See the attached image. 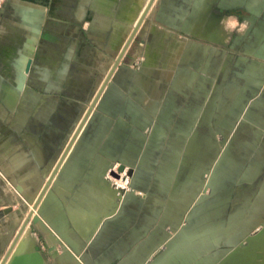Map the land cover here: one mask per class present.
<instances>
[{"label":"crops","instance_id":"crops-1","mask_svg":"<svg viewBox=\"0 0 264 264\" xmlns=\"http://www.w3.org/2000/svg\"><path fill=\"white\" fill-rule=\"evenodd\" d=\"M139 1L5 0L0 264L29 202L82 264H221L264 228V185L237 192L264 184L258 1Z\"/></svg>","mask_w":264,"mask_h":264},{"label":"rangeland","instance_id":"rangeland-1","mask_svg":"<svg viewBox=\"0 0 264 264\" xmlns=\"http://www.w3.org/2000/svg\"><path fill=\"white\" fill-rule=\"evenodd\" d=\"M144 0H141L140 7H144ZM257 5H252L253 8H255L252 12L251 15L250 13H247L248 11H244L243 15H237V13H233L236 15V17L240 20V22H249L251 17L255 21V24L253 25L252 29L249 31L251 34V37H255L256 33L258 32H263L264 29H260L257 21L264 22V0H257ZM154 3V0H151L150 6ZM260 3H262L263 7H260ZM4 4V3H3ZM2 4V7H3ZM238 10H244L243 8H237L236 11ZM235 12V11H234ZM147 13L144 16V19L146 18ZM223 15V13H221ZM249 15L251 16L250 18ZM221 19H223L221 17ZM246 19V20H245ZM248 33V34H249ZM249 37V35H248ZM261 52H264V47L260 48ZM258 51V52H259ZM264 85V79L263 83ZM239 124L235 125V128ZM1 142V141H0ZM51 177H49V180ZM264 179V173L260 174L259 180ZM105 180L108 182L109 185L113 186L115 188L116 192L119 194H128L133 192L132 186H131V179L129 176L125 173H120L118 170V166L114 165L111 168L108 169L107 174L105 176ZM8 180L7 177L5 176L4 173L0 172V184H7ZM50 184H48L46 187H49ZM264 184H252L246 186V188L242 189H237V192L245 193V192H254L253 194L256 193V197L259 196L257 193L260 190V187L263 186ZM110 186V187H111ZM119 194V195H120ZM239 195V194H238ZM237 195V196H238ZM243 195V194H242ZM257 199V198H256ZM22 210L26 212V220L22 223L20 228L17 230V234L13 238V242L11 245V248L6 255L5 259L1 264H7L10 263L8 261H11L10 257L12 256V252L16 244L20 240V235L21 233L25 230V228L29 227L30 229V235L31 238H33V241H36V248H39V253L41 254V257L43 260L46 262V264H82L81 261H79L77 258L74 257L73 253L61 242L59 239H57L56 236H54L51 232V230L48 228L46 223L39 221V223L36 225L33 222V218L35 216H40V214L37 213V202L34 204L29 202L28 205H24L22 207ZM40 222L42 225L46 226L48 231L51 233L52 237L49 238L48 235L45 233V230L43 229L42 225L40 226ZM256 229V228H255ZM256 231V230H254ZM45 235H44V234ZM264 237V228L260 231H257L255 234H252L248 239L251 241L246 242L239 247H237L224 261L221 262V264H264V245L262 246L261 238ZM263 239V238H262ZM56 240V242H55ZM259 240V241H258ZM50 241V242H49ZM257 241V242H256ZM58 242V243H57ZM57 243V245H56ZM54 245L56 246L53 248ZM12 251V252H11ZM57 251V252H56ZM30 252V251H29ZM11 254V256H10ZM65 254V256H64ZM20 258H24L26 255L25 253L18 255ZM17 256V258H18ZM24 256V257H23ZM71 257V258H70ZM19 258V259H20ZM76 259V260H74ZM77 261V262H76ZM75 262V263H74Z\"/></svg>","mask_w":264,"mask_h":264},{"label":"bare ground","instance_id":"bare-ground-1","mask_svg":"<svg viewBox=\"0 0 264 264\" xmlns=\"http://www.w3.org/2000/svg\"><path fill=\"white\" fill-rule=\"evenodd\" d=\"M141 2V0L139 1V3ZM144 7H140V4L138 5L139 7V14L137 16H135L133 19L139 21H142L143 16L147 13V11H149L148 9L150 7V3L151 0H144ZM141 25V24H140ZM33 220V219H32ZM42 221V220H41ZM43 222V221H42ZM39 223V222H38ZM44 223V222H43ZM42 225V223L40 222V226ZM45 225V224H44ZM42 225L43 229L45 230V233L48 235L49 238L52 237L51 233L49 232L50 230L47 229L46 226ZM49 230V231H48ZM53 234V233H52ZM54 235V234H53ZM53 238V237H52ZM263 238V239H262ZM261 240V244L262 246L264 245V237H262ZM58 239V238H57ZM251 241L250 239H247L246 242ZM259 241V240H258ZM50 242V241H49ZM56 242V240H55ZM257 242V241H256ZM58 243V242H57ZM56 243V245H57ZM36 241H33V238H31L30 235V229L29 227L25 228V230L21 233L20 235V240L19 242L16 244V246L13 249L12 252V256L10 254V259L11 261H8L10 263L7 264H46V262L43 260V258L41 257V254L36 250ZM52 246V245H51ZM53 247V246H52ZM56 246L54 245L53 248H55ZM30 251V252H29ZM25 253V257L24 258H20L18 255H21ZM18 256V258H17ZM65 256V254H64ZM20 258V259H19ZM71 258V257H70ZM76 260V259H74ZM77 262V261H76ZM75 263V262H74Z\"/></svg>","mask_w":264,"mask_h":264},{"label":"clouds","instance_id":"clouds-1","mask_svg":"<svg viewBox=\"0 0 264 264\" xmlns=\"http://www.w3.org/2000/svg\"><path fill=\"white\" fill-rule=\"evenodd\" d=\"M222 26L224 27L226 32H238L239 34H243L247 27L248 22L245 21L243 23L235 16H229L225 20L221 21Z\"/></svg>","mask_w":264,"mask_h":264},{"label":"water","instance_id":"water-1","mask_svg":"<svg viewBox=\"0 0 264 264\" xmlns=\"http://www.w3.org/2000/svg\"><path fill=\"white\" fill-rule=\"evenodd\" d=\"M144 16H145V15H144ZM144 16H143V19H144ZM143 19H142V21L140 22V24L143 22ZM140 24H139V25H140ZM31 65H32V62L29 60L28 63H27L26 69H25V72H26V73H29L30 68H31ZM119 172L122 173L123 170H122V169H119ZM51 177H52V176H51ZM50 179H51V178H50ZM47 185H48V184H47ZM41 220H42L41 217L38 216V215L35 216V217L33 218V222H34V224H36V225H37L38 222L41 221ZM36 250L39 251V248H36ZM56 252H57V251H56Z\"/></svg>","mask_w":264,"mask_h":264},{"label":"built area","instance_id":"built-area-1","mask_svg":"<svg viewBox=\"0 0 264 264\" xmlns=\"http://www.w3.org/2000/svg\"><path fill=\"white\" fill-rule=\"evenodd\" d=\"M5 2V0H0V10L2 8V4Z\"/></svg>","mask_w":264,"mask_h":264}]
</instances>
